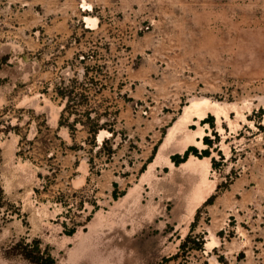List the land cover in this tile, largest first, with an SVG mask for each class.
I'll use <instances>...</instances> for the list:
<instances>
[{
  "label": "rangeland",
  "instance_id": "374dc122",
  "mask_svg": "<svg viewBox=\"0 0 264 264\" xmlns=\"http://www.w3.org/2000/svg\"><path fill=\"white\" fill-rule=\"evenodd\" d=\"M192 224L183 264H264V0H0V264H179Z\"/></svg>",
  "mask_w": 264,
  "mask_h": 264
},
{
  "label": "trees",
  "instance_id": "16d2710c",
  "mask_svg": "<svg viewBox=\"0 0 264 264\" xmlns=\"http://www.w3.org/2000/svg\"><path fill=\"white\" fill-rule=\"evenodd\" d=\"M86 75L87 74H84V77H86ZM85 91L86 89L83 83L79 84L75 80H69L68 83L62 81L54 87L56 98H59L64 105L60 114L59 126H66L72 130L77 124H81L88 133L89 141L96 147L95 137L100 130L107 129L112 133V136L115 135V132L111 128H108L107 122H101L102 115L91 118V111L87 108L88 98L85 95ZM71 118L72 121L68 122ZM205 143L208 146L211 145V142L207 139H205ZM104 144H106V140L102 141L100 149ZM190 153L198 156V152L193 147H189L182 156H173V163L179 165L186 162ZM202 155L208 156V150H203ZM193 226L192 224L189 233L181 240L177 253L170 259H164V263H169L171 260L178 261L182 258L184 262L180 261L179 264H183L186 263V257L191 255L193 251L196 250L201 252L203 250V236L193 235Z\"/></svg>",
  "mask_w": 264,
  "mask_h": 264
},
{
  "label": "bare ground",
  "instance_id": "6f19581e",
  "mask_svg": "<svg viewBox=\"0 0 264 264\" xmlns=\"http://www.w3.org/2000/svg\"><path fill=\"white\" fill-rule=\"evenodd\" d=\"M87 22H90V19H86ZM93 24H95L93 21H91ZM205 104V106L207 107V109L213 111V112H216L218 113L219 112V105L216 104V103H213V104H208L206 101H201L200 100H193L192 103H191V106L193 109H196L198 111V109H201V107ZM205 107V108H206ZM199 114V113H198ZM201 116L205 115V112H202L201 114H199ZM199 118V121H201L204 117H201ZM218 116V115H217ZM197 135V134H196ZM198 135L200 137H202L204 135V132L202 129H200V132L198 133ZM101 137L102 135H99L98 136V140L100 141L101 140ZM203 138V137H202ZM201 139V138H200ZM190 144L192 145H195V144H201L200 142H198L197 139H194L192 138V140L190 141ZM208 160V158H206ZM194 161H197V162H201L202 160L199 159V158H196V157H191L188 161L182 163V165H191Z\"/></svg>",
  "mask_w": 264,
  "mask_h": 264
}]
</instances>
